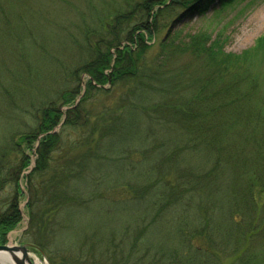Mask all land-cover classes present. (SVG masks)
<instances>
[{"label": "trees", "instance_id": "1", "mask_svg": "<svg viewBox=\"0 0 264 264\" xmlns=\"http://www.w3.org/2000/svg\"><path fill=\"white\" fill-rule=\"evenodd\" d=\"M235 1L140 0L134 9L147 19L127 35L88 26L72 39L75 63L28 25V0H0L9 42L0 114L10 128L0 141V188L12 175L16 182L0 200V244L23 219L19 178L33 153L25 235L51 264H226L221 254L227 264H264V35L235 53L221 33L203 30L163 38L150 53L177 7L191 17ZM16 151L18 166L8 161ZM114 197L133 205L117 223L106 206ZM100 209L108 217H95ZM73 220L84 227L72 230ZM59 252L72 257L60 263Z\"/></svg>", "mask_w": 264, "mask_h": 264}, {"label": "rangeland", "instance_id": "2", "mask_svg": "<svg viewBox=\"0 0 264 264\" xmlns=\"http://www.w3.org/2000/svg\"><path fill=\"white\" fill-rule=\"evenodd\" d=\"M139 1L140 0H131L130 5H128L126 0H28L29 5L27 6L31 8V15L29 17L31 22L27 21V23L31 27L37 25L39 28L38 31L40 32L41 30L43 36H46L49 40L51 38L52 42L54 40L56 41V43L50 41L53 47L48 45L49 50L54 51L53 48L57 47L55 52L61 57V59L64 58L68 62L76 61L75 63H77L79 49L76 48L72 39L79 40V38H82L83 32L88 26L92 28L90 29L92 31L105 32L109 38H112L116 31H120L122 36L127 35L126 33L132 29L135 22L140 21L143 18L144 20L147 19L146 15L140 12L141 9H134V5ZM183 9V7H177L176 13L163 21V23L165 22L167 24L166 26H161L159 24L157 38L153 42L150 53H153L157 49L159 42L163 38L174 37L178 41L188 40L193 34L203 30L211 32L213 37H216L217 34L221 33V36L224 39L225 51L235 53H241L244 50L253 47L257 39L264 35V0H237L224 9H211L205 14L191 15V17L185 16ZM115 14H120V16H116ZM100 17H104V21L101 20ZM71 36L74 37L71 38ZM0 41L1 72L3 70V60L8 58L4 53V43L9 45V42L5 35L0 36ZM11 43L13 44L12 39ZM124 43H127V40L124 39L121 42L122 46ZM114 50L115 49L113 48L112 51ZM262 57V63L259 65L258 69H260L261 72H264V56L262 55ZM49 64V62L46 63L45 67H48ZM108 71L109 70L106 72ZM87 78V75L81 76L82 80H80V82L82 83V86H85ZM261 79L264 86V73ZM80 97L81 94L76 97L74 105L79 103ZM63 108H67V106L64 105ZM24 120L27 121L26 125L30 124L29 127L34 124L33 120L29 117H25ZM15 128H17V130H23L22 128H24V125H21L20 127L18 124ZM9 129L8 121L4 120L3 116L0 114V141L2 140V137L5 138L8 135ZM56 130H58V128H56ZM30 155L32 156L33 163L29 169H25L21 172L19 178L20 188L24 192L19 198L20 209L23 212V219L14 230L9 232L10 234L8 233L7 236L8 241L12 244L30 243L27 241L28 239L25 235V231L29 224V216L25 205L29 199V192L26 189L27 183L24 179V175L28 174L30 169L35 165L36 155H33V153H30ZM22 156L23 153L16 151L13 155L10 154L8 161L9 163H14L18 166L21 162ZM119 167L120 164H115L111 166L110 169L113 174H115L119 170ZM15 186L16 182L12 175L5 185H2L0 188V200H4L3 198L6 197V194H12L13 190L16 188ZM94 205L97 206V204ZM106 206L109 208L108 215L113 222L124 221L125 217L129 214L130 207H133L131 202L123 197H114L107 202ZM103 210H98L95 217L99 218V214L101 218L102 216L106 217L107 215L103 213ZM71 225V229L74 231H79L84 227L82 221L73 220L71 221ZM84 234V232H81L80 234L79 239H82L80 244L83 241ZM72 247L74 250L76 249V246L73 245ZM31 257L34 262L36 258H40L43 261L48 262V264H51L48 255L44 256L42 252L36 249H31ZM64 257L68 258L72 256L68 253H58V261H60V263L61 259ZM220 257H222L224 263H229V258H226L223 254H221ZM84 260L86 259L84 258ZM67 264H69V262ZM189 264L193 263L190 262Z\"/></svg>", "mask_w": 264, "mask_h": 264}, {"label": "water", "instance_id": "3", "mask_svg": "<svg viewBox=\"0 0 264 264\" xmlns=\"http://www.w3.org/2000/svg\"><path fill=\"white\" fill-rule=\"evenodd\" d=\"M33 247L34 245L30 243L12 244L8 241L7 243L0 244V258L1 254H3L4 258L12 264H34V260L30 254V249ZM35 248L39 249L37 247ZM42 254L45 256L43 252Z\"/></svg>", "mask_w": 264, "mask_h": 264}, {"label": "bare ground", "instance_id": "4", "mask_svg": "<svg viewBox=\"0 0 264 264\" xmlns=\"http://www.w3.org/2000/svg\"><path fill=\"white\" fill-rule=\"evenodd\" d=\"M0 264H12L10 261H8L7 259L4 258V255L1 254V258H0ZM34 264H48V262L43 261L40 258H36Z\"/></svg>", "mask_w": 264, "mask_h": 264}]
</instances>
